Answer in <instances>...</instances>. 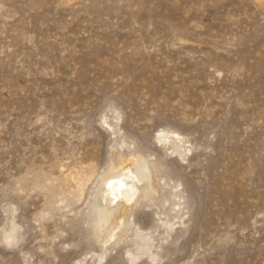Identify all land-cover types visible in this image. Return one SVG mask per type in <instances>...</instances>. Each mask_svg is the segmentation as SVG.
<instances>
[{"label": "rangeland", "instance_id": "374dc122", "mask_svg": "<svg viewBox=\"0 0 264 264\" xmlns=\"http://www.w3.org/2000/svg\"><path fill=\"white\" fill-rule=\"evenodd\" d=\"M0 264H264V0H0Z\"/></svg>", "mask_w": 264, "mask_h": 264}, {"label": "bare ground", "instance_id": "6f19581e", "mask_svg": "<svg viewBox=\"0 0 264 264\" xmlns=\"http://www.w3.org/2000/svg\"><path fill=\"white\" fill-rule=\"evenodd\" d=\"M169 135L166 136L169 137ZM178 136L180 137V135H177V139L179 138ZM181 140L182 139L179 141ZM133 158L122 161L118 167L113 165L102 179V186L99 189V198L102 202L100 199L97 200V212L99 215L97 225L101 233L97 238L102 239V244L109 242L111 238H115V241H113L114 243L120 242L119 240L122 239L126 231L125 229L129 228L127 226L130 222H128L127 217L130 212L133 211L132 208L135 207V205L137 207L138 201L140 202L143 197H151L152 193L154 195V191L156 190H154L152 185V177H150V169L147 164L140 159ZM132 165H134V168H132ZM151 198H149V200ZM163 224L169 227L170 230L175 228V225H172L170 220L167 222L163 221ZM96 233L98 235V232ZM135 234L141 240H144L146 242L145 245H148V247L152 245L151 235L148 237L147 234H142L140 229H135ZM147 239L148 241H146Z\"/></svg>", "mask_w": 264, "mask_h": 264}]
</instances>
